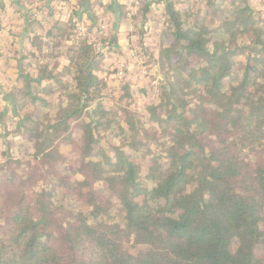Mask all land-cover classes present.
<instances>
[{"label": "trees", "instance_id": "1", "mask_svg": "<svg viewBox=\"0 0 264 264\" xmlns=\"http://www.w3.org/2000/svg\"><path fill=\"white\" fill-rule=\"evenodd\" d=\"M59 1L39 17V5L27 7L9 41L22 101L4 97L30 149L0 162V264H264V30L253 10L232 0L234 17L209 29L167 2L169 22L153 46L162 47L168 87L148 106L150 129L140 131L130 109L110 111L102 100L106 52L89 37L96 17L79 36L72 18L56 16ZM161 1L142 0L133 17L142 20V41L146 15ZM73 15L82 20L81 10ZM104 36L103 46H119L118 29ZM58 89L68 90L67 105L35 126ZM123 89L121 98L132 97L130 84Z\"/></svg>", "mask_w": 264, "mask_h": 264}, {"label": "rangeland", "instance_id": "2", "mask_svg": "<svg viewBox=\"0 0 264 264\" xmlns=\"http://www.w3.org/2000/svg\"><path fill=\"white\" fill-rule=\"evenodd\" d=\"M64 1V5L66 8L64 10L66 11L65 14L62 16L63 7L58 8L57 5L55 9L59 10V14L58 10L55 11L57 12L56 15H60V17H62L63 21H65L66 23L71 21V18L68 17L66 19L65 16H67L68 13L72 16L71 13H73L74 11L72 7L82 11V20L79 19L77 20V22L82 24L85 28H87V30L91 25L88 20V15H93L94 17H96V22L94 23L95 26L90 29L92 33H90L89 37L90 40L95 43V47L97 50H103L106 52V63L103 65L102 71L103 79L106 82V89H104V97L102 100L105 102V107L110 111H115L120 107L130 109L135 115H137L136 118L138 117L137 119H139L137 123L140 131L144 128H147L148 130L150 129V125L148 122V106L156 103L163 96L164 85L165 83H168V79L165 75L164 69L161 68L158 64L159 54L162 47L158 44L156 46H153L154 42L160 40V35L163 31H165L169 22L164 15L167 2L175 4L176 8L181 11V14L187 12L188 16H186V18L185 16H183L184 19L187 20V22L191 24L194 23V21L199 22L206 25L209 29H214L215 27H217L220 24L221 20L225 17H234V15H232V0H162V7L160 9H153L146 15L147 20L144 22V25L147 27L149 34L148 38L146 37L145 40L142 41V36L139 33L140 28L138 26L142 22V20L138 18L135 20V22L133 21V17L137 13L138 8H140L142 0L139 1V4L136 8H129L128 3L126 5L121 4V10H118L119 17L121 13V19H123V21L129 25L128 27L131 29H129V32H133L134 35L133 40L130 39L129 41V34L127 35L126 33L127 30H124L125 34L122 33L123 37L121 39L125 41V44L123 45L125 49L124 54L120 52V48L116 47L114 49L110 46H103L100 42V39L104 38V35H106V33H110L114 21V14L116 12L114 11V3L116 2L118 4L119 0H88L87 9L84 8V0ZM210 1H213L214 5H211V3L209 4ZM32 4V8L38 5L42 8L43 12L38 11L41 16L46 13L44 5L36 3ZM207 5L212 6L210 7V15H205V8ZM244 5H249V7L253 10L254 18L257 19L259 24H262V28L264 30V0H235V7L240 8ZM13 6H15L18 10H22V8H25L24 4L19 5L17 3L8 5L10 9H12ZM216 9L217 12L213 13ZM18 10H16V12L20 14ZM197 10L199 12H197ZM10 15H12L11 12H2V10H0V18L5 21L0 22V50H2L1 52L3 53L4 57H6L4 61L0 58V109H2L3 107L7 108L3 117H0V162L5 160L6 155L15 158L26 156L25 151H28L30 149V142L28 141V139L15 132L17 117L13 114L11 106L8 104V100L4 97L5 93L13 92L17 98L16 100L22 101V98L16 95V92H14V88L17 87L18 83V80L16 79V60L14 53L16 47L14 45L13 48L10 47L9 49L10 40L8 39L14 40L15 38H17V31L15 27L12 28L11 26H9V23H7L6 18ZM73 16L75 19L77 18L75 15ZM101 25H104V34L102 36H99L97 31L100 30ZM135 25L137 26L135 27ZM149 29L152 30L150 31ZM11 31L12 33H10ZM161 39L163 40L164 37ZM165 41L169 40L165 39ZM238 41L246 43L248 40H244L243 37H239ZM211 42L212 39H210L208 43V47L210 48ZM142 44L145 45V47L149 46L150 48H148V50H145L143 49ZM6 46L8 48H5ZM130 46L135 47L137 50H139V53L143 56L146 66L144 69H146L147 71L146 73H143V69H141L136 63L129 60L128 49L130 48ZM110 52H113L112 56H110ZM116 56L122 61L119 62L116 59L118 63H113V61H111V57ZM59 58L63 59L64 56L60 55ZM237 59L238 61H241L243 57H238ZM127 83L130 84L131 88L133 89V95L132 97L121 98L124 94L123 86H125ZM67 91L68 90L66 89H58L53 94L45 96L48 101L50 100L52 105L50 106V108L44 106L39 107V114L34 115L35 126L37 124L36 122L40 121V127H44L46 123H50L54 119L58 118L59 115L57 114V109L59 107V103L61 104V106L67 105V100L63 97L64 93ZM191 97L192 96H189V98ZM38 105L39 104H37L36 106ZM33 107L35 106L27 104L26 110H31ZM111 130L112 129L110 128L108 132H110ZM159 131L161 130L159 129ZM122 137L123 136H119L115 138V140H111V142L120 144L123 141L121 140ZM159 140V142L163 141L162 138ZM54 147L59 149L62 154H66L71 150L68 145H65L63 143H55ZM153 147V149H155L156 147L160 148L161 146L158 144L157 146L154 145ZM141 150L145 151L146 148H141ZM132 154L134 159H137V161L140 160L139 165L141 167V174L142 176H145L147 173V167L143 163L144 160H141L139 153L135 152ZM144 184L147 185L146 180H144ZM103 193L106 194V192ZM113 209L115 210V208ZM112 214V221H115L116 219L118 220V213L113 211ZM256 252L257 254L262 253L260 248H257Z\"/></svg>", "mask_w": 264, "mask_h": 264}, {"label": "crops", "instance_id": "3", "mask_svg": "<svg viewBox=\"0 0 264 264\" xmlns=\"http://www.w3.org/2000/svg\"><path fill=\"white\" fill-rule=\"evenodd\" d=\"M26 1V2H25ZM152 1V3L154 4V2L153 1H155V0H151ZM18 2H17V0H0V6L1 7H3V9H2V12L3 11H7V12H11L12 13V15H10L9 17H7L6 19H7V23H9V26H11L12 28H16V31H18V29H19V27H20V25L23 23V21H24V15H25V11L27 10V8L26 7H31L33 4L32 3H36V4H43V3H45V4H43V5H45L46 7H45V9L48 7V6H50L52 3H54V0H22L21 2H19L18 4L19 5H22V4H24V7L26 8H22V10H18V9H16V7L15 6H13L12 7V9H10L9 7H8V5L9 4H17ZM156 3V2H155ZM162 3V2H161ZM32 4V5H31ZM119 4H121V1H119ZM152 4V5H153ZM155 5V7H157V5H158V3L157 4H154ZM0 10H1V8H0ZM16 10H18L19 12H20V14H18L17 12H16ZM47 10V9H46ZM43 12V11H42ZM5 13V12H4ZM3 13V14H4ZM45 14V13H44ZM52 18V17H51ZM9 19V20H8ZM1 20H3L2 18H0V22H5L4 20L3 21H1ZM49 23H51V22H49ZM48 23V26H50L51 24H49ZM129 25L127 24V23H125L124 21H123V19H121L120 17H119V24H118V31H119V33H120V36H119V38H118V44H119V46L117 47V48H120L121 49V51L120 52H122V53H124L125 54V49H124V47H123V45L125 44V41H123V39H121L122 37H123V34L122 33H124V30H127V35L128 34H131V32H129V27H128ZM131 30V29H130ZM125 34V33H124ZM23 36H24V34L23 33H21L20 34V39H19V44H20V42L22 41V38H23ZM125 36V35H124ZM14 38V37H13ZM16 39V38H15ZM8 40H10V39H8ZM111 53V52H110ZM113 55V52L110 54V56H112ZM116 59H117V61H119V62H121L122 60L119 58H117V56L116 57H111V61H113V63H115V62H117L116 61Z\"/></svg>", "mask_w": 264, "mask_h": 264}, {"label": "built area", "instance_id": "4", "mask_svg": "<svg viewBox=\"0 0 264 264\" xmlns=\"http://www.w3.org/2000/svg\"><path fill=\"white\" fill-rule=\"evenodd\" d=\"M119 1H121V4H125V5L128 3L129 4V8H131V7L136 8L138 6L140 0H119ZM64 4H65L64 0L59 1V3H58V5H59L58 8H62L63 7L62 16L66 12V11H64L66 9ZM72 8L74 9V7H72ZM38 11L39 10H33L32 15L35 16V17H39L40 14H39ZM58 14H59V11H58ZM56 16L59 17L61 21H63V18L60 17V15H56ZM65 17H66V19L68 17L72 18L73 22H75L74 23V27H75L76 34H78L79 36L80 35L81 36H86V33H87L86 32V28L82 24L77 22V20H78L77 18L75 19L69 13ZM97 32H98L99 36H102L104 34V25H101L100 26V30L97 31ZM133 37H134V35H133V32H132L131 34L128 35L129 41H130V39L133 40ZM128 52H129V60L133 61L134 63H136L141 69H143L142 72L146 73L147 71H146V69H144L146 67L145 66V61H144L143 56L139 53V50H137L135 47L130 46V48L128 49ZM126 54H127V51H126ZM121 66H122V64H121ZM120 74H121V72H120Z\"/></svg>", "mask_w": 264, "mask_h": 264}, {"label": "water", "instance_id": "5", "mask_svg": "<svg viewBox=\"0 0 264 264\" xmlns=\"http://www.w3.org/2000/svg\"><path fill=\"white\" fill-rule=\"evenodd\" d=\"M83 5H84V8L87 9V6H88V0H84ZM118 10H119V6H118V4L115 2V3H114V11H116V12H115V14H114V21H113V24H112V29H113L114 31H117V29H118V24H119V11H118ZM20 44H21V42H20ZM164 86L168 87V83H165Z\"/></svg>", "mask_w": 264, "mask_h": 264}]
</instances>
